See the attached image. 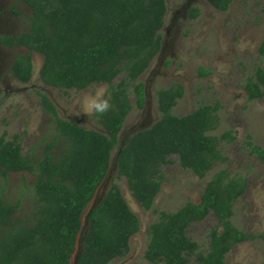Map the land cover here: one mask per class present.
<instances>
[{
	"label": "trees",
	"instance_id": "obj_1",
	"mask_svg": "<svg viewBox=\"0 0 264 264\" xmlns=\"http://www.w3.org/2000/svg\"><path fill=\"white\" fill-rule=\"evenodd\" d=\"M226 12L234 0H205ZM30 10L29 27L16 36L0 35V46L23 49L10 72L22 83L33 76L31 53L43 56L41 81L59 90H84L96 84L111 85L121 73L125 79L111 86L96 118L105 133L88 130L58 116L53 102L37 93L51 118L52 140L37 157L24 154L14 136L0 133V264H69L81 231L82 214L109 172L111 153L132 111L128 88L132 86L136 108L146 103L145 85L137 82L161 49L166 0H15ZM14 15L20 11L13 9ZM190 18L199 9L189 11ZM264 57V38L259 47ZM204 74H207L205 72ZM244 89L249 101L264 100V65L256 67ZM184 95L180 84L157 92L160 120L133 134L117 155L118 178H125L134 199L145 211L153 208L163 182L162 167L172 156L184 170L203 179L217 166L226 165L222 143L235 140L221 126L220 105L201 106L179 117L173 109ZM107 103V107L103 105ZM245 146L264 165V149L247 136ZM29 173L33 206L31 216L18 219L21 203H9L4 193L9 174ZM246 179L228 169L213 173L200 201L186 203L172 213L161 212L148 228L144 259L150 264H225L236 245L258 237L234 227L235 203L244 195ZM210 213L218 227L209 233L205 253L188 237L191 225ZM82 253L76 264H109L124 258L139 220L113 183L88 214ZM260 238L264 239V235Z\"/></svg>",
	"mask_w": 264,
	"mask_h": 264
},
{
	"label": "rangeland",
	"instance_id": "obj_2",
	"mask_svg": "<svg viewBox=\"0 0 264 264\" xmlns=\"http://www.w3.org/2000/svg\"><path fill=\"white\" fill-rule=\"evenodd\" d=\"M166 7L164 26L159 32L161 49L137 81L145 85V106L142 110L136 108L130 86L128 93L133 109L111 153L109 172L82 214L81 231L69 264H76L82 253L89 212L113 183L118 185L128 207L137 216L139 230L130 239L128 255L109 264H150L144 259L149 226L161 212L172 213L186 203H198L212 174L223 168L231 175L244 177L247 182L244 195L234 205L232 224L259 236L232 248L225 264H264V239L260 238L264 235V165L250 155L245 146L250 136L255 145L264 149V100L249 101L244 89L256 67L264 65V57L259 52L264 38V0H234L226 12L214 9L205 0H166ZM194 7L199 9V16L190 18L189 11ZM14 8L21 14L14 15ZM29 18L30 10L22 3L0 0V35L21 34L28 29ZM25 53L23 49L0 46V133L5 130L10 140L16 136L24 154L32 150L37 157L42 154L54 130L37 93L45 94L53 102L61 119L105 133L95 114L110 87L124 80L125 74L121 73L111 85L96 84L81 91L59 90L41 81L39 72L43 56L32 52L33 76L29 83H22L12 76L10 67L16 55ZM174 84L184 89L182 99L173 109L174 115L182 117L201 106L219 104L221 126L215 134L231 130L235 140L220 146L228 163L217 166L203 179L181 168L177 157L172 156L170 163L162 167L164 179L153 208L145 211L131 195L126 179L118 178L117 155L133 134L160 120L157 92ZM34 179L29 173L8 175L4 197L9 203L20 201L17 213L20 220L31 216V182ZM216 227L217 219L210 213L203 221L190 226L188 237L205 253L209 233ZM189 264H196L194 257L189 258Z\"/></svg>",
	"mask_w": 264,
	"mask_h": 264
},
{
	"label": "clouds",
	"instance_id": "obj_3",
	"mask_svg": "<svg viewBox=\"0 0 264 264\" xmlns=\"http://www.w3.org/2000/svg\"><path fill=\"white\" fill-rule=\"evenodd\" d=\"M103 107H104V108H106V107H107V103H106V102H105V104L103 105Z\"/></svg>",
	"mask_w": 264,
	"mask_h": 264
}]
</instances>
